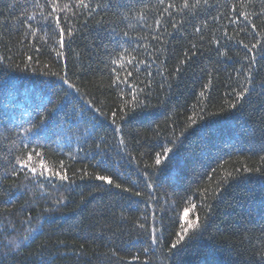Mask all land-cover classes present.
Masks as SVG:
<instances>
[{
	"label": "trees",
	"instance_id": "1",
	"mask_svg": "<svg viewBox=\"0 0 264 264\" xmlns=\"http://www.w3.org/2000/svg\"><path fill=\"white\" fill-rule=\"evenodd\" d=\"M184 2L57 10L61 47L49 0H0V264H264V0ZM113 70L131 72L129 83L111 86ZM132 84L139 103L122 112ZM242 86L249 93L237 100ZM31 150L64 161L69 180L11 176ZM228 173L235 179L213 199ZM188 197L202 228L169 251ZM28 227L40 232L17 249Z\"/></svg>",
	"mask_w": 264,
	"mask_h": 264
},
{
	"label": "snow or ice",
	"instance_id": "2",
	"mask_svg": "<svg viewBox=\"0 0 264 264\" xmlns=\"http://www.w3.org/2000/svg\"><path fill=\"white\" fill-rule=\"evenodd\" d=\"M161 3H163V0H160ZM197 4L200 2V0H196ZM49 3L52 7V12L48 13L49 17H52L56 27L59 29V43L60 46L63 47L64 46V37H65V29L64 27H61V18L58 15H54V13L57 10L60 11H71L73 7H81V8H90V0L88 3L85 2V0H76L75 4L71 3V0L69 3H65L62 7L60 6V4L58 3V0H49ZM205 3H207V0H205ZM41 7H43L41 5ZM97 7H100V5H97ZM170 7H175V5H170ZM184 7L187 8L189 7L188 5V0H185L184 2ZM235 7V6H234ZM167 10V9H165ZM264 11V10H262ZM73 15H75V13L73 12ZM89 15H91V12H89ZM241 15H244L245 19H247V15L245 13H241ZM45 19H48V17H45ZM157 23H160V21H157ZM232 23H235V21H232ZM29 28H31V25H28ZM253 28L256 27L255 24L252 25ZM199 31V29H197ZM35 31L33 30V35H35ZM71 29L69 28L68 30V35H71ZM125 35H127V33H125ZM240 43L243 44V41H240ZM259 43V42H258ZM245 48H247L249 51H251L250 48H248V45L245 44L244 45ZM253 47H255V45H253ZM224 53H221V55H223ZM245 59H250L252 62H254L255 58L254 57H244ZM29 60H31V57H28ZM117 63V61H113V64ZM250 67V66H249ZM113 75L114 78L112 79V84L111 86H114L116 88H119L120 84H128L129 83V78L132 76L131 72L127 73V76L125 77H121L118 72H116L115 70H113ZM251 72L249 71L248 73V77H251ZM65 83H68L67 80H65ZM248 83H251V80L248 79ZM211 84V80H209L208 84H205L203 87L205 89H207ZM69 87L74 88L75 85L69 84ZM131 94H132V100L128 101L127 103L124 104L123 108H121V111L123 112L124 108H128L129 104H133V102H135L136 104L139 103L138 100V95L137 92L139 91L137 89V86L135 84H132L131 86ZM249 93V88L247 86H242V90L241 91H235L234 94L237 98V100H241L243 99L247 94ZM120 95H124V93L121 91ZM204 95V92H201V96ZM134 106V104H133ZM231 107H236V104L233 103L231 105ZM53 111H55V109H53ZM116 112L112 113L113 116V120L112 123L116 124ZM125 115H127L125 113ZM123 118V117H122ZM41 123H44V120L41 121ZM193 123H195V121H193ZM39 127V126H37ZM25 131H32V129H26ZM116 131L119 132L120 131V127L118 126L116 128ZM121 143H124L123 138H121ZM97 147H99V145H97ZM264 150V149H262ZM172 152L171 148H163L162 149V153L163 156L166 157L168 156L169 153ZM69 155H71V153H69ZM39 160V165L36 164V161ZM161 160H162V155L161 153H156L155 155V165H160L161 164ZM262 162H264V157H261ZM100 163H103V160L100 161ZM154 165V166H155ZM54 168H57L58 170H53ZM244 171L246 172H251L253 171V169L250 168H245ZM255 171H259V169H255ZM24 173L26 178L27 177H32L33 180H39L41 177H43L46 180H52L53 178H57L60 181H68L69 180V175L67 173V171L65 170V165H64V161H59L58 164L57 163H49L48 161H46L44 159V154L40 153V152H35V150H31V151H22L20 155H18L17 157H15V163L12 165V170H11V176L16 177L19 174ZM81 179H83V176L81 177ZM95 179L100 180L102 182H104L107 185H112L117 189H121L124 192H129L131 191V189L123 187L120 183H117L113 180L112 176L110 175H101V174H96ZM230 179H235V176L232 173H228L223 180L218 183L215 188L213 189V196L212 198H215V193H220L221 192V188L222 185L224 183H226L228 180ZM38 187L43 191L44 185L41 183L38 185ZM197 192L199 193V195L202 198V202L204 204V206H206L208 208L209 211H211V205L207 204V200L209 198V191L207 188H202V189H197ZM136 195H140V193H135ZM63 202L62 198H57L55 201V204L58 206ZM187 204L189 205L188 207H184L182 213L177 212L176 214V222L179 224V231H177L175 233V240L172 242V244L170 245L169 251L176 249L177 246L181 245L182 242L185 241V238H191L192 235H195L196 233L199 232V230L202 228V222L200 220V217L197 215L195 217V219H189V212H195L196 208L198 207L196 204L192 203V197H188L187 198ZM155 216V214L153 213V217ZM22 223H27V224H31V217H26L25 221H23ZM139 229L145 230L146 229V225L144 223H137L136 225ZM13 230H15L14 226H13ZM37 233L39 234L40 229L39 228H33V227H28L26 230V234L24 235L23 239L19 242L15 244V247L17 249H19L21 247V245L27 246V244L25 242L29 241L30 238H34L32 237L33 233ZM149 235H150V239L152 241L153 244L158 242V238H157V229L156 227L153 225L150 230H149ZM58 243L63 244L64 241H58ZM43 247V245L41 246ZM143 251L145 253H147L149 251L148 248H144ZM115 250H113V255H115ZM133 260H139V256H133L132 257ZM43 264V262H42Z\"/></svg>",
	"mask_w": 264,
	"mask_h": 264
}]
</instances>
